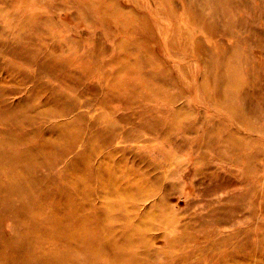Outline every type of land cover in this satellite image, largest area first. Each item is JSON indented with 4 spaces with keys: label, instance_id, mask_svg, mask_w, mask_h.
Wrapping results in <instances>:
<instances>
[{
    "label": "rangeland",
    "instance_id": "374dc122",
    "mask_svg": "<svg viewBox=\"0 0 264 264\" xmlns=\"http://www.w3.org/2000/svg\"><path fill=\"white\" fill-rule=\"evenodd\" d=\"M0 264H264V0H0Z\"/></svg>",
    "mask_w": 264,
    "mask_h": 264
},
{
    "label": "bare ground",
    "instance_id": "6f19581e",
    "mask_svg": "<svg viewBox=\"0 0 264 264\" xmlns=\"http://www.w3.org/2000/svg\"><path fill=\"white\" fill-rule=\"evenodd\" d=\"M9 29H10V27H5V29H4L5 31H4V32H5V33L8 32ZM4 32L2 31L1 33H4ZM16 36L19 37V38L21 37L20 34H18V35H16ZM52 56H53V54H52ZM43 61H44V59H43ZM107 88H108V86H107ZM115 88H116V87H115ZM115 88H114V86H112V87H110V88H108V89H113V91L117 92ZM125 90H126V89H125ZM109 93H110V91H109ZM109 93H108V94H109ZM127 244H128V243H127ZM128 246H129V244H128Z\"/></svg>",
    "mask_w": 264,
    "mask_h": 264
}]
</instances>
